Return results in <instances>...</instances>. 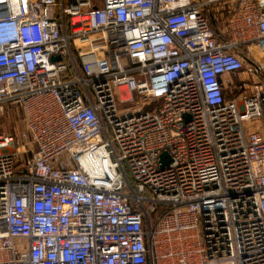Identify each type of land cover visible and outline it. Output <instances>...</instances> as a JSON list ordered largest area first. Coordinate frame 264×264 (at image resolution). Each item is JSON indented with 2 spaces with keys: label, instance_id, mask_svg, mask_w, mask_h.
Instances as JSON below:
<instances>
[{
  "label": "built area",
  "instance_id": "1",
  "mask_svg": "<svg viewBox=\"0 0 264 264\" xmlns=\"http://www.w3.org/2000/svg\"><path fill=\"white\" fill-rule=\"evenodd\" d=\"M8 107L0 264H264V0H0Z\"/></svg>",
  "mask_w": 264,
  "mask_h": 264
},
{
  "label": "rangeland",
  "instance_id": "2",
  "mask_svg": "<svg viewBox=\"0 0 264 264\" xmlns=\"http://www.w3.org/2000/svg\"><path fill=\"white\" fill-rule=\"evenodd\" d=\"M135 106L125 105L120 110L134 111ZM250 131H256L260 127L258 121L247 123ZM24 130V115L20 109L16 107H8L4 109V113L0 114V133L23 132ZM27 156H31L29 153Z\"/></svg>",
  "mask_w": 264,
  "mask_h": 264
},
{
  "label": "water",
  "instance_id": "3",
  "mask_svg": "<svg viewBox=\"0 0 264 264\" xmlns=\"http://www.w3.org/2000/svg\"><path fill=\"white\" fill-rule=\"evenodd\" d=\"M54 60H60V57H56V58H54ZM166 157H167V153H164V154L162 155V161H163Z\"/></svg>",
  "mask_w": 264,
  "mask_h": 264
}]
</instances>
